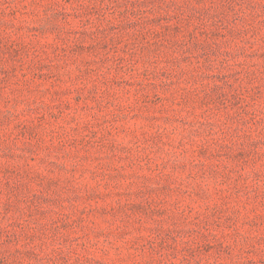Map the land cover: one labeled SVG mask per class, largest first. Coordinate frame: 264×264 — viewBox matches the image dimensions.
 Listing matches in <instances>:
<instances>
[{
	"label": "rangeland",
	"instance_id": "374dc122",
	"mask_svg": "<svg viewBox=\"0 0 264 264\" xmlns=\"http://www.w3.org/2000/svg\"><path fill=\"white\" fill-rule=\"evenodd\" d=\"M0 264H264V0H0Z\"/></svg>",
	"mask_w": 264,
	"mask_h": 264
}]
</instances>
